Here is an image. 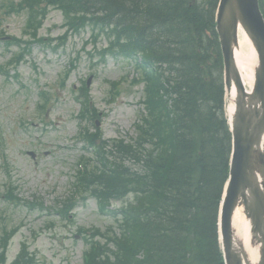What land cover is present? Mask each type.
<instances>
[{
  "label": "trees",
  "instance_id": "trees-1",
  "mask_svg": "<svg viewBox=\"0 0 264 264\" xmlns=\"http://www.w3.org/2000/svg\"><path fill=\"white\" fill-rule=\"evenodd\" d=\"M218 1L24 0L19 9L7 6L28 11L34 28L48 6L59 7L73 15L76 30L94 24L109 32L112 50L140 57L145 70L147 95L134 144L116 145L115 162L86 170L80 182L104 207L123 202L119 235L88 253L86 264H224L218 216L232 137L215 30ZM260 5L264 13V0ZM180 40L188 57H179ZM7 236L0 240L1 263ZM26 255L15 264H32Z\"/></svg>",
  "mask_w": 264,
  "mask_h": 264
},
{
  "label": "rangeland",
  "instance_id": "rangeland-1",
  "mask_svg": "<svg viewBox=\"0 0 264 264\" xmlns=\"http://www.w3.org/2000/svg\"><path fill=\"white\" fill-rule=\"evenodd\" d=\"M3 3L0 1V67L22 50L7 41L31 39L23 33L26 13L7 15ZM64 21V15L52 9L39 31L42 41L32 45L17 69L6 66L8 76L0 70V227L18 229L10 242L7 264L15 260L23 242L29 245L36 264H82L87 245L79 229L106 231L115 225L111 215L99 212L94 199L79 201L70 219L51 209L62 207L71 194L75 165L85 154L83 144L77 141L80 125L91 131L100 129L106 140L130 138L143 87L132 85L137 72L130 60L111 56L101 60L95 50L102 53L109 41L102 36L95 42L90 26L61 40L66 33ZM77 59L71 72V63ZM90 77L88 88L101 114L95 121L98 127L89 121L80 123V105L74 93ZM112 82H120V95L109 103ZM41 93L49 98L42 111L38 109L43 102ZM30 152L35 153V159ZM10 185L18 203L5 198ZM27 203H40L44 211L39 205L32 210ZM117 207L119 203L113 205Z\"/></svg>",
  "mask_w": 264,
  "mask_h": 264
},
{
  "label": "water",
  "instance_id": "water-1",
  "mask_svg": "<svg viewBox=\"0 0 264 264\" xmlns=\"http://www.w3.org/2000/svg\"><path fill=\"white\" fill-rule=\"evenodd\" d=\"M239 27L246 31L259 55L251 94L242 89L234 62ZM217 31L225 59L227 88L232 83L237 87L236 112L232 118L231 180L221 218L224 255L226 264H250L232 228L236 208L244 207L260 245L258 264H264V19L259 0H221Z\"/></svg>",
  "mask_w": 264,
  "mask_h": 264
},
{
  "label": "bare ground",
  "instance_id": "bare-ground-1",
  "mask_svg": "<svg viewBox=\"0 0 264 264\" xmlns=\"http://www.w3.org/2000/svg\"><path fill=\"white\" fill-rule=\"evenodd\" d=\"M176 48H182L179 57H188L186 44L180 40ZM191 52V51H190ZM234 59L241 83L247 92H250L255 83V73L258 65V54L246 32L239 28L238 44L235 49ZM235 86L227 92L226 112L230 119L234 110ZM233 231L239 245L243 246L251 264L257 263L260 256L259 246L256 244L251 233V223L241 208L237 209L233 218Z\"/></svg>",
  "mask_w": 264,
  "mask_h": 264
}]
</instances>
